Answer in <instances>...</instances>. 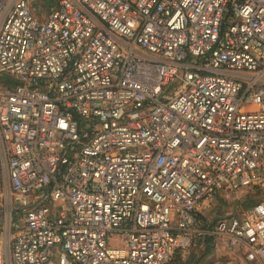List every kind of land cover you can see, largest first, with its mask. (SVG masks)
<instances>
[{"label": "built area", "instance_id": "obj_1", "mask_svg": "<svg viewBox=\"0 0 264 264\" xmlns=\"http://www.w3.org/2000/svg\"><path fill=\"white\" fill-rule=\"evenodd\" d=\"M263 182L264 0H0V264H171ZM211 231L264 264V200Z\"/></svg>", "mask_w": 264, "mask_h": 264}, {"label": "crops", "instance_id": "obj_2", "mask_svg": "<svg viewBox=\"0 0 264 264\" xmlns=\"http://www.w3.org/2000/svg\"><path fill=\"white\" fill-rule=\"evenodd\" d=\"M264 200V182L257 186L241 187L235 192H220L204 201L195 212L194 228L204 233L195 235L186 252H177L176 258H187L182 264H213L219 253L228 258H242V251L232 250L225 237L212 233L214 223L222 217L239 216L245 209ZM206 257H212L207 258ZM207 260V261H206Z\"/></svg>", "mask_w": 264, "mask_h": 264}, {"label": "rangeland", "instance_id": "obj_3", "mask_svg": "<svg viewBox=\"0 0 264 264\" xmlns=\"http://www.w3.org/2000/svg\"><path fill=\"white\" fill-rule=\"evenodd\" d=\"M30 4L33 9L34 15L38 19H43L44 16L47 14L48 10L55 6L58 0H29ZM207 258H212V257H206ZM187 258H174L171 262V264H182L183 262H186ZM242 258L240 259L238 256L235 258H228L224 253H219L216 256V260L214 261L213 264H225L227 262H239L241 261ZM207 261V260H206Z\"/></svg>", "mask_w": 264, "mask_h": 264}]
</instances>
